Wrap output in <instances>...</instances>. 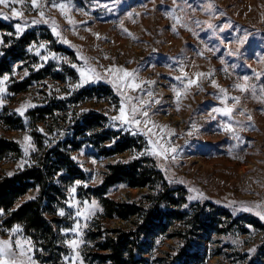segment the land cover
Here are the masks:
<instances>
[{"label": "rangeland", "instance_id": "obj_1", "mask_svg": "<svg viewBox=\"0 0 264 264\" xmlns=\"http://www.w3.org/2000/svg\"><path fill=\"white\" fill-rule=\"evenodd\" d=\"M61 3L67 15L53 6ZM38 5L0 3V20L10 28L0 33V58L22 38L29 40L23 59L0 77V139L21 149L0 160V178L43 159L54 173L56 162L45 158L49 151L68 156L81 170L77 178L64 171L54 177L61 193L50 212L65 251L53 258L59 264H89L92 247L86 238L94 224L111 229L125 224L103 221L95 196L109 167L139 161L146 169L154 160L170 185L187 190L182 206L188 221L202 215L208 227L217 228L194 240L205 264H264V215L258 214L264 212V0H38ZM112 67L135 70L139 87L114 83L107 71ZM81 69L94 70V78L84 81ZM39 72L42 79L26 91L11 92ZM242 83L246 91L234 87ZM121 107L126 112L136 107L141 124L116 120ZM224 107H231V114L218 111ZM92 118L97 121L86 125ZM123 140L131 141L124 153L102 154ZM153 141L168 149L167 158L152 154ZM150 189L122 184L108 197L139 201ZM38 194L31 189L14 209ZM6 216L0 212V219ZM180 225L151 241L148 264H165L177 254L183 242L172 236ZM0 240L13 241L15 258L24 264H45L21 225ZM17 240L24 243V255Z\"/></svg>", "mask_w": 264, "mask_h": 264}, {"label": "trees", "instance_id": "obj_2", "mask_svg": "<svg viewBox=\"0 0 264 264\" xmlns=\"http://www.w3.org/2000/svg\"><path fill=\"white\" fill-rule=\"evenodd\" d=\"M9 29V25L0 20V33ZM28 43L29 40L24 37L17 45L5 50L4 57L0 58V77L10 74L13 66L23 59ZM41 73L15 84L11 92L26 91L33 81L42 79ZM96 121L97 118H92L85 124L92 125ZM123 141L124 143L118 142L114 149L103 150L102 154L109 157L124 153L130 148L131 141ZM20 153L17 142L0 139V160ZM45 158L56 162L54 168L57 169L54 173L53 167L46 162L47 159H43L31 169L0 178V212L7 215L0 219V238L16 225H21L35 244L37 258L45 264H59L61 256L58 253L65 250L59 242L56 220L51 218L50 212L56 195L61 193L54 177L58 171H64L66 177L71 178L80 177L82 172L71 158L61 153L49 151ZM122 184L132 189H151L139 201L119 202L109 198L110 189ZM31 189H38V196L14 209ZM95 192L102 204L103 221L121 220L125 224L115 229L98 221L94 224L86 238L87 248L92 247V254L86 255L89 264H148L147 249L151 241L157 234L166 233L175 223L181 225L176 226L172 237L180 239L183 245L176 255L166 258L165 264H205L200 251L195 248L194 240L200 233H211L217 228L208 227L199 219L202 215H198L194 221H188V208L182 206L188 201L187 190L170 185L154 160L146 169L140 166L139 161L112 164L102 186ZM203 209L200 206L199 210ZM55 254L58 256L57 260L53 258Z\"/></svg>", "mask_w": 264, "mask_h": 264}, {"label": "snow or ice", "instance_id": "obj_3", "mask_svg": "<svg viewBox=\"0 0 264 264\" xmlns=\"http://www.w3.org/2000/svg\"><path fill=\"white\" fill-rule=\"evenodd\" d=\"M20 2H22V0H20ZM0 3H9V0H0ZM31 3L33 5H38V0H31ZM56 7H59L63 12H65V14L67 15V5L61 3L59 5H53ZM209 7H211V4H209ZM14 14L17 16H21L22 13L20 11H16L15 9H13ZM40 15L43 16L44 13L43 11L40 12ZM68 19L70 21H72V17L68 16ZM174 19L177 22H180V17L176 16L174 17ZM74 22V21H73ZM18 27H22L19 26ZM55 30V29H54ZM175 30V29H174ZM57 35H59V32H57ZM97 36H99V33H97ZM241 43H243V41H240ZM107 71H109V73L111 75H113L115 77L114 79V83L116 82H120L121 84H123V86L125 87H132V88H138L139 84H137L135 82V76H136V71L135 70H129L127 68H123V67H112L107 69ZM181 71H183V69H181ZM94 72V70L92 69H81V76L83 78L84 81H87L88 79H92L94 78L93 75H90V73ZM185 75L187 76V74L185 73ZM202 75L201 73H197V76ZM131 79V84H128V79ZM4 79H7L6 77ZM177 79H179V77H177ZM245 80H247L248 78L245 77ZM188 83L192 84V83H196L195 80L189 78L188 79ZM213 83H216L215 81H213ZM217 87H219V85H217ZM234 87L240 88L242 90H247V85L246 84H236L234 85ZM0 91H3V88H0ZM222 91L224 92L225 96L224 98H227L228 92L227 89H222ZM179 95V94H178ZM128 99H132V97H128ZM237 101L239 100V97L234 98ZM137 109L136 107H132L130 109L129 112H126L124 107H121L119 109V114L115 117L116 120H123L126 121L128 124H135V125H140L141 121L139 119L136 118V113ZM218 111H222L225 114H231L232 112V108L231 107H224L222 109H219ZM144 117L148 116L147 111H144L143 113ZM129 115H131V119H129ZM147 124H152L153 127H157V125H155V123L151 120H146ZM161 128H166L167 126H160ZM229 128H231V125H228ZM143 130V129H142ZM149 132H151L152 129H147ZM157 135V140H162L163 137H161L158 133ZM26 139H30L29 137H26ZM27 150V149H26ZM167 151L168 149L164 147V145L162 144H157L156 141H153V147L151 149L152 154H159L161 157L167 158ZM172 151H175V149H172ZM174 159V157H173ZM79 183V182H77ZM74 191V189H73ZM2 211V210H0ZM64 210L60 209V213L63 214ZM259 215H264V212H258ZM80 215H83V213H80ZM17 228H19V226H17ZM15 231V229L13 230ZM15 243L17 245H19L20 247V255H24L25 253V247H24V243L17 240L15 241ZM70 244H72L73 247H76L77 242L76 241H69ZM15 252L13 249V241L11 240H0V264H24L23 260H18L15 258Z\"/></svg>", "mask_w": 264, "mask_h": 264}, {"label": "water", "instance_id": "obj_4", "mask_svg": "<svg viewBox=\"0 0 264 264\" xmlns=\"http://www.w3.org/2000/svg\"><path fill=\"white\" fill-rule=\"evenodd\" d=\"M62 139H63V136H62Z\"/></svg>", "mask_w": 264, "mask_h": 264}]
</instances>
